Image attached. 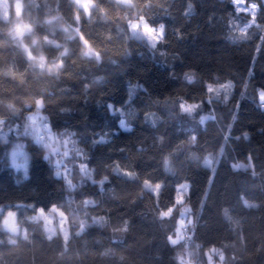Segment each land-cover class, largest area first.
Masks as SVG:
<instances>
[{
  "label": "trees",
  "instance_id": "obj_1",
  "mask_svg": "<svg viewBox=\"0 0 264 264\" xmlns=\"http://www.w3.org/2000/svg\"><path fill=\"white\" fill-rule=\"evenodd\" d=\"M21 1L18 13L9 0L7 21L0 11V264H264V0H247L251 27L239 0H91L87 12ZM15 15L31 28L21 41ZM146 17L165 26L154 49L130 31ZM209 83L231 86L217 98ZM39 100L51 130L74 141L69 185L25 132ZM182 102L199 105L193 116ZM17 143L25 173L10 161ZM146 181L161 185L158 198ZM185 207L194 223L172 245Z\"/></svg>",
  "mask_w": 264,
  "mask_h": 264
},
{
  "label": "rangeland",
  "instance_id": "obj_2",
  "mask_svg": "<svg viewBox=\"0 0 264 264\" xmlns=\"http://www.w3.org/2000/svg\"><path fill=\"white\" fill-rule=\"evenodd\" d=\"M73 1L76 3V5L80 9H83L86 12L90 9V7L92 5L91 0H73ZM117 1L120 3H123V4H130V2H131L130 0H117ZM21 2H22L21 0H15L16 4H21ZM252 4H255V3H248L247 0H239L238 4H237V11L249 13L253 17V14H255L257 12V8L255 10H253L251 8ZM0 11H1V17L4 21H7L10 19L12 6H11V3L9 2V0H0ZM13 20H14L15 27H16L15 33L17 35L18 40L21 41L22 38L26 34H29L31 32V28L28 25H26L18 15H15V19H13ZM147 26H149V25L146 23V21L143 18L139 19L138 21L130 22V24H129L132 36L137 38V39L144 40L145 42H147V44L150 46V48L154 49L152 47V43L154 42V39L159 36V33L158 32H153V33L146 32L145 28ZM158 44L159 43H157V45ZM23 48L27 52L29 58L32 59V55L30 54L29 49L25 45H23ZM225 92H228V90H225L223 88H222V90L220 89L221 94L225 93ZM262 92H264V91H260V94ZM182 103H184L186 106L190 105V103H186V102H182ZM262 103H264V102H262ZM180 106H181V104H180ZM42 107H43V102H42V100H39L37 102L36 112L29 116L30 125H28V127L25 128V132H28L29 130H31L32 132L34 131L35 136L40 137L43 140L42 141L43 145H46L45 147L50 148L49 154H50V156L51 155L54 156L53 164H54V170L56 172V175H57V172H60V175H58V176H61L64 179H66L67 183L66 182L65 183L67 185H69L71 183L72 176H71V171H70L71 166H70V163L68 162V159H69L70 155H73V154H71V151L74 149V141L72 139H70L69 137L60 138L51 130V127L49 126L48 123H46L45 116L43 115V113L41 111ZM197 109H198V107L194 110L193 114L189 115V116H193ZM206 118L207 117H202L201 121L205 122ZM0 137H2L3 139H6V134H4V131L2 130L1 127H0ZM13 148L14 149L12 150L11 155H10L11 164L15 168V170L21 171L22 173H25L27 170V166H28V156L20 144H18V143L15 144ZM13 152H15V156H13ZM64 152H67L68 155L65 156ZM209 160L211 161V163L210 164L207 163V165L211 169H214L212 166L213 161L210 158H208L207 161H209ZM58 162H60V163L57 164ZM116 172L120 173L121 175H123L127 178H129L127 173H131V172L122 171L119 168L116 169ZM132 174H133V176L130 179H134L136 177L134 173H132ZM149 185H155V184L148 182V181L143 183L144 189L153 194L155 189L149 187ZM188 188H189L188 184H184L178 188V196L176 198L177 203L183 202L184 196H185L186 192L188 191ZM160 190H161V188L159 189V193H160ZM0 211H2V210L0 209ZM94 220H95L94 222H96L100 219H98V220L94 219ZM193 223H194V217L192 214H190V208H188V207L183 208L182 209V216L179 220L176 235L174 236L175 239L177 241L181 240L183 237V234H185V232H184L185 226L187 224H193ZM3 229L5 231H7L11 236H16L18 234V228H17L16 217H15L14 212H7L5 214V217L3 220ZM11 240H14V239L11 238ZM206 256H207V259L211 262V259H212L211 253L207 252ZM188 257L191 258L190 255L186 256V258H188ZM190 263L191 264L193 263L192 259H191ZM211 264H212V262H211Z\"/></svg>",
  "mask_w": 264,
  "mask_h": 264
},
{
  "label": "snow or ice",
  "instance_id": "obj_3",
  "mask_svg": "<svg viewBox=\"0 0 264 264\" xmlns=\"http://www.w3.org/2000/svg\"><path fill=\"white\" fill-rule=\"evenodd\" d=\"M251 8L253 10H255L257 8V5L255 4H252L251 5ZM149 18H145V21L147 23ZM256 23V20H255V14H253V17H252V20L251 22L249 23L248 27H251L253 24ZM164 25H159L158 28H154L152 26H147L145 28V31L148 32V33H153V32H158L159 33V36L156 37L154 39V42L152 43V47L153 48H156L157 47V43H166V37L164 36ZM242 36L244 37H247V28L245 29H242ZM98 55V54H97ZM188 83H193L194 82V78L192 76H187L186 77ZM230 83L229 84H225V85H222V88L227 90L229 87H230ZM206 89H207V92L208 93H213L215 92L216 93V96L217 98H219V93H220V89L219 88H213L212 87V84H207L206 86ZM260 100L262 102H264V92H262L260 94ZM210 102V101H209ZM199 107V105H196V104H190V105H185L184 103H181V106H180V109L184 112V113H187L188 115H192L194 110ZM30 119V118H28ZM121 127H125V124H124V121H121ZM27 134V133H26ZM245 138H247V134H245ZM192 140V143H195L196 142V137L193 136L191 138ZM100 142H104V141H100ZM36 146L38 147H45L46 145H42L40 141H36L35 142ZM64 155L67 156L68 153L67 152H64ZM13 156H15V152H13ZM14 163V162H13ZM60 162H58L57 164H59ZM206 163L210 164L211 161H206ZM15 166V165H14ZM238 168H244L245 170L248 169V167H250V165L246 166V165H239L237 166ZM165 168L167 169L168 168V164H167V161L165 162ZM57 175H60V172H57ZM127 175L129 176V178H132L133 174L132 173H127ZM253 175H255V173H253ZM149 187L155 189L153 194L154 196L158 197L159 196V189L161 188V185L159 184H155V185H149ZM175 203H176V200H175ZM242 203L244 204L245 207L247 208H252V207H256L257 205L255 204H251L249 203L247 200H243ZM172 211H174V209L172 207H170ZM41 212H43V210L41 209ZM167 218H170L169 216V209L167 210H164L162 211V214L160 216V219H167ZM126 230V229H125ZM79 234V233H78ZM49 239H51V237H49ZM169 243L172 244V245H176L178 243V241L175 239L174 236H170L169 237Z\"/></svg>",
  "mask_w": 264,
  "mask_h": 264
},
{
  "label": "water",
  "instance_id": "obj_4",
  "mask_svg": "<svg viewBox=\"0 0 264 264\" xmlns=\"http://www.w3.org/2000/svg\"><path fill=\"white\" fill-rule=\"evenodd\" d=\"M16 8H17L18 13H20V12H21L20 4H17V5H16Z\"/></svg>",
  "mask_w": 264,
  "mask_h": 264
},
{
  "label": "built area",
  "instance_id": "obj_5",
  "mask_svg": "<svg viewBox=\"0 0 264 264\" xmlns=\"http://www.w3.org/2000/svg\"><path fill=\"white\" fill-rule=\"evenodd\" d=\"M43 137V136H42ZM40 138V137H39ZM41 139V138H40ZM42 140V139H41ZM43 141V140H42ZM65 180V182L67 183V181H66V179H64Z\"/></svg>",
  "mask_w": 264,
  "mask_h": 264
}]
</instances>
